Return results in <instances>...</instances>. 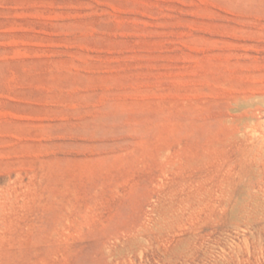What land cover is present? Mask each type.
I'll list each match as a JSON object with an SVG mask.
<instances>
[{"label": "rangeland", "instance_id": "374dc122", "mask_svg": "<svg viewBox=\"0 0 264 264\" xmlns=\"http://www.w3.org/2000/svg\"><path fill=\"white\" fill-rule=\"evenodd\" d=\"M0 264H264V0H0Z\"/></svg>", "mask_w": 264, "mask_h": 264}, {"label": "bare ground", "instance_id": "6f19581e", "mask_svg": "<svg viewBox=\"0 0 264 264\" xmlns=\"http://www.w3.org/2000/svg\"><path fill=\"white\" fill-rule=\"evenodd\" d=\"M170 196V195H169ZM171 197V196H170ZM170 199V198H169ZM180 200V199H179ZM189 200V199H188ZM190 208V207H189ZM174 210V209H173ZM174 213H175V211H174ZM172 215V214H171ZM175 215H176V213H175ZM168 216V215H167ZM174 216V215H173ZM175 217V216H174ZM177 217V216H176ZM169 218V217H168ZM173 222V221H172Z\"/></svg>", "mask_w": 264, "mask_h": 264}]
</instances>
